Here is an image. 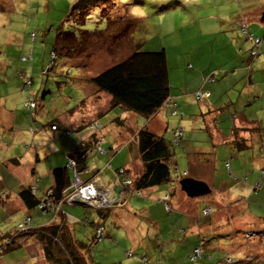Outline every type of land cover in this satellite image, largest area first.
<instances>
[{
  "label": "rangeland",
  "instance_id": "1",
  "mask_svg": "<svg viewBox=\"0 0 264 264\" xmlns=\"http://www.w3.org/2000/svg\"><path fill=\"white\" fill-rule=\"evenodd\" d=\"M81 2L0 0V105L5 111L16 113L15 126L18 129L21 126L24 129V124H27L29 132L37 137L40 136L36 133L38 129L58 124L60 115L77 114L80 111L82 106L77 95V84L81 82L90 89L103 93L87 79L126 59L136 48L140 47V50L148 52L165 50L169 69L175 71V63L186 60L199 44V47L210 51L222 48L227 38H230L232 44L239 37L241 44L245 43L251 48L252 44L246 40L243 29L234 19L236 15L241 18L239 14L260 12L264 8V0H97V3H92L80 15ZM250 18L253 16L248 15L246 20L244 18L249 28L248 34L259 37L264 28L262 16L259 18L261 21L251 22ZM223 25L224 32L227 33L226 39L220 33ZM233 26L237 31L234 36L231 31ZM207 32L214 33V37H204L203 34ZM65 36L82 46L62 55L56 46V40L58 37L63 40ZM79 48L84 49L80 51ZM249 51L246 52L247 59L251 55ZM52 52L56 54L55 60L52 59ZM260 57L261 54L255 59L259 60L262 58ZM29 79L33 83L26 88L25 84ZM177 82L180 80L176 79L170 87L175 88ZM177 87L181 94L185 93L180 86ZM194 96L197 102L192 107L193 111L205 103L198 101L196 93ZM186 97L190 98V95L187 94ZM180 98L183 100L184 97ZM30 101L36 103V106L27 109L26 104ZM11 113H4L3 118L0 116V139H10L8 143L14 144L13 151L18 149L24 155L30 144L25 147L19 142V136L6 129V124L11 122L12 125L13 122L9 118ZM100 116L93 123L100 125L97 133L101 138L100 146L106 152L98 153L96 157L95 153L90 154L93 156L88 160L92 164L90 168H94L92 175L96 171L107 170L118 180L120 167L129 164L134 170L135 179L142 172L135 136L138 130L147 126L149 120L132 111H124L120 106H115ZM189 118L188 113L175 108L174 114L170 115L168 128L164 130L157 127L161 130H155L163 135L174 153L170 162L171 181L154 190L145 191V200V196L134 193L126 206L113 207L116 209L113 213L117 217L109 215L104 222L106 233L111 238L97 245L91 243L90 257L96 263L190 264L189 252L196 242L210 253L206 258L198 255L200 259H205L201 264L225 262L227 256L235 259L236 263L251 256L253 263L247 261L244 264H264V235L260 236L264 230V143L257 141L243 151H234L232 147L233 158L224 157L221 160L223 148L215 150L208 145L204 132L195 133V146L202 148L204 152L197 156L198 162L204 163L208 168L202 176H198L196 171L190 169L191 159L189 160L186 150L185 141L193 140L192 136L189 138L192 133L187 124ZM179 125H183L182 129ZM183 127L188 129L185 130L188 133L181 138L182 144L172 145L175 137L172 132L181 129L184 134ZM47 128L50 130V126ZM87 132H90L88 128ZM60 133L62 138L65 133L63 130ZM75 133L69 135L75 136ZM70 137L57 140L54 143L55 149L58 150L59 147L63 153L67 144L72 141ZM192 144L190 143L193 150ZM55 160L40 157L39 161L34 158L32 162L26 159L21 163V170L25 173L35 169L42 175H47V168L50 169ZM227 164L232 168H228ZM188 177H197L207 183L211 193L189 198L180 187V181ZM40 179L43 180L42 186H45L48 181ZM105 180L109 178L106 177ZM74 182L75 178L72 183ZM159 190L162 191V196L167 195V192L172 194L171 200L167 201L169 211L165 208L164 197H157ZM152 192L155 198H147ZM78 209L83 210L92 220L98 216L96 209ZM107 209L110 208L107 206L98 210ZM37 210L47 215L39 208ZM126 211L132 214V218ZM188 212L193 213L190 224ZM35 217L39 220H34L30 227H41L39 225L47 223L43 222L45 217ZM29 219L31 220L27 217L23 222L19 218L8 221L9 227L2 223V231L11 232L20 223L25 226ZM200 224L210 226L204 227L199 237L182 234L186 229L196 230ZM32 236L34 238L31 242L33 246L29 247L30 254L23 245L4 255L6 260H2L3 264H52L45 257L37 235ZM76 236V239L87 244L91 241V232L83 228L78 230ZM19 239L20 236L17 235V240Z\"/></svg>",
  "mask_w": 264,
  "mask_h": 264
},
{
  "label": "crops",
  "instance_id": "2",
  "mask_svg": "<svg viewBox=\"0 0 264 264\" xmlns=\"http://www.w3.org/2000/svg\"><path fill=\"white\" fill-rule=\"evenodd\" d=\"M261 12H264V8L260 12L250 11L249 13H243L242 15L239 14L241 18L236 15L234 22L237 23L238 26L244 24L247 27L248 33L249 28L247 21H245L247 16H253V18H250L251 22L256 20L261 21L259 20L262 16ZM233 27L231 28V31L234 36L237 31L235 30V26ZM221 30L220 33L225 36L227 33L224 32V25ZM261 31L262 34L259 38L262 39V58L260 57L261 59L259 60L255 59L252 65L248 64L250 57L247 59L248 57L246 56V52L251 49L250 46H247L245 43L241 44L239 37H237L238 40L236 42L233 40V43L231 44L229 40L230 38L226 39L227 36H225L226 41L222 48L218 47V49L209 51L205 47H199V44L191 51L186 60H181L178 63L176 62V71L175 69H169L168 72L169 85L176 79H179L180 82L175 84V88L170 87V102L163 105L156 114L150 117L148 119L149 122L145 127L150 132L161 136L155 130H161L160 128L166 130L169 126L170 115H173L175 108H177L180 109L181 112L188 113L190 116L187 120L189 130L192 132L189 138L192 136L193 139L195 133L204 132L205 134L203 135L208 142V145H211L217 151H219L221 147L223 148L222 154L220 155L221 160H223L224 157L233 158L232 152L235 151V147L239 141L240 143L243 142L248 148L252 147L257 141L259 143H264V28ZM203 36L212 39L211 37H214V33L207 32L204 33ZM247 65L250 69H247ZM210 74H215L218 79L216 78L215 82H205L204 77ZM90 79H87V81L90 82ZM177 86H180L182 92L185 93L181 94L180 89ZM77 88V95L79 96V101H81L80 105L82 106L80 111H77V114H68L66 116L60 115L59 118L61 117V120L58 119V124L45 125V127L43 126L44 129H38V132L36 133L40 135L39 137L33 135L32 132H29L28 128H26L27 124H24V129L23 126L18 129V126H15L16 113H13V111L12 113L10 111H5L4 107L0 105V116L3 118L4 113L5 115L6 112L11 113L9 118L13 120L12 125L11 122L6 124V129H8L10 133L15 134V136H19V142L23 143L25 147H28V143L30 144V147H28L29 150L27 149L28 152L22 155L19 153L18 149L15 152L13 151L12 147L14 144L8 143V141L10 142V139L5 141H1L0 139V234L8 233V230L4 232L2 231V223L9 227L8 221L11 222L12 220L19 218V220L23 222L27 217H30L36 222L39 220L38 217H35L36 215L45 217L43 222H47L46 224L39 226L48 228L60 224L66 225L73 232V237L75 238L77 237L76 234L79 229H85L87 221H89V223L103 221L99 214L92 220V218H89L88 214L84 213L83 210L78 209L79 207H82L79 205L70 206L64 204V214L56 217L52 214L43 215L36 208H27L20 198V192L24 189L36 188V197L41 201L45 200L46 195L54 186L53 170L55 168L67 167L69 163V155L79 149L82 141L88 143L87 145H93L96 136L101 139L98 133L87 132V128L89 129L88 126L92 124L94 120L101 117V114L107 113L115 107L113 106L112 98L108 94L90 89L81 82L77 84ZM198 91L209 92L210 96L204 101L205 103L202 107L198 106L193 111L192 107L195 105V102H197L194 93H197ZM45 93L46 91H44L43 95H45ZM103 94L105 96H103ZM187 94L190 95V98L186 97ZM181 96L184 97L183 100L180 98ZM198 108L200 110L199 112L197 111ZM43 119L44 118L42 117V120ZM22 122L23 120H21V123ZM55 125L56 129L53 130L51 127ZM49 126L50 130L47 128ZM179 126H181L182 129L183 125ZM157 127L160 128L157 129ZM204 128H206L205 130L208 134H206ZM60 130H63L65 133L62 138L71 136L70 139L72 140L67 144V151L65 150L63 153H61L59 147L58 150L54 147V143H56L57 140L62 139ZM185 130L188 129H184L183 138L188 133V131ZM73 132H76L75 136L71 134L69 135V133ZM172 133L174 134V131ZM73 138H75V141ZM185 143L187 147L186 150L189 153V160L191 159L190 169L196 171L198 176H202V173L205 170L208 171L207 166L204 163L199 164L197 159L198 155L204 154L202 148L195 146V143L197 142L194 139L191 141H185ZM190 143H193V150L191 149ZM224 147H227V149ZM95 155L97 156V154H94V156ZM40 157H44L45 160H48L49 158L56 159L55 162H52L51 168H47V175H42L39 171H35V169L33 172H22L21 163L24 162V160L28 159L33 162L34 158H36L39 161ZM92 157L88 155L86 160L87 166L85 170L80 173L81 179L88 182L96 177L102 184L101 189L107 191V193L113 191L117 184L116 176L112 175V173L107 170L96 171L93 176L94 168H90V165L92 164L88 161L89 158ZM110 164L112 165V163ZM227 167L232 168V166H229L228 164ZM120 168L128 169L130 174H135L133 168L129 164L125 167L121 166ZM108 172L109 174L106 175ZM106 177L109 178V180H105ZM40 178L48 181L45 186H42L43 180ZM192 178L202 181L197 177ZM72 185L73 183L66 188V190H72ZM154 189L155 188L147 191ZM3 194H7V196L3 197ZM161 194L162 191L159 190L157 197H164L163 199L165 200L168 195V201L172 198L171 192H167V195L165 196H162ZM110 196L112 195L110 194ZM130 196L132 195L123 193L119 200V204L113 205L110 208V215L115 213V206H126L130 201ZM143 196H145V192L143 193ZM145 198L146 196L144 197V200ZM147 198H155L154 192L150 193ZM144 203L146 202L144 201ZM126 212L129 213V217L132 218V214H130L129 211ZM188 214V223L190 224L193 213L188 212ZM120 219L126 221L123 217ZM104 222L105 221H103V223ZM197 233H199L197 229L187 231V235L189 236L197 235ZM33 238L34 236L32 235H26L20 236L19 239L21 245H24L29 254V247L33 246L31 243ZM2 260H6V258H3ZM2 260L0 264H3Z\"/></svg>",
  "mask_w": 264,
  "mask_h": 264
},
{
  "label": "trees",
  "instance_id": "3",
  "mask_svg": "<svg viewBox=\"0 0 264 264\" xmlns=\"http://www.w3.org/2000/svg\"><path fill=\"white\" fill-rule=\"evenodd\" d=\"M80 1H82L79 3L81 6L79 9L80 15L84 14L85 10L89 9L92 3H97V0ZM85 16L89 17V14H86ZM243 25L244 24L241 25V28ZM243 33L249 41L250 36L259 38L252 34H248L247 27L246 32L243 31ZM259 39L261 44L258 48V52L255 56L250 55V60L248 62L249 65H252L255 58L261 54L262 39ZM56 46L61 51L62 55H65L63 53L66 51H74L82 46V44L77 45L72 39H68L65 36V39L63 40L60 37L57 38ZM79 49L81 51L84 48ZM253 49L254 45L252 43L249 52L251 53ZM55 57V52H52V59L55 60ZM168 72V57L165 50L148 52L140 50V47H138L132 51L126 59L119 61L95 77H92L90 83L94 84L101 92L111 96L113 106H120L123 110L132 111L149 119L169 100L170 85ZM28 81L31 82V86L33 82L31 79ZM100 140L101 139L96 136L93 145H87L88 143L82 141L79 149L69 155V161L74 160L76 163L75 169L79 172V176L87 166L86 160L88 155L96 149V145ZM135 141L142 162V172L138 177L133 179V175L130 174L129 170L124 169L126 178L131 180V183L124 184L122 187L127 195H133L136 193L139 196H143L145 191L167 184L171 181L170 162L174 153L163 136H158L150 132L145 126L137 131ZM180 142V144H182V140ZM242 143L239 141L235 148L240 151L247 149L248 147ZM98 153L99 152H95V154ZM121 169L123 168H120V170ZM262 175H264L263 170ZM73 178H75L74 169H71L68 166L55 168L53 170L54 186L49 191L51 196L48 195L45 200L41 201L36 197V188H27L20 192V198L29 209H38L40 205L51 200L55 209L53 211L49 209L43 213L49 214V212H51L55 217L62 215L64 214L63 205L65 204L64 201L66 199V188L72 184L71 181L73 182ZM73 190L74 189L70 190V192H73ZM163 201L165 202L166 210L169 211L170 207L168 203L166 205L168 200L166 199ZM110 211L111 209H107L106 211L97 210V213L102 217V220L105 221V218L109 217ZM33 221L34 220L31 219L32 224ZM103 221H99L98 223L86 222L87 226L84 230L91 232V241L88 242V244L73 237V232L66 225L60 224L48 228L32 226L30 231V228L27 227L29 225H25V230H20L19 226L23 224L21 223L15 228V230L0 234V262L4 255L9 254L22 246L19 240H17V235H37V239L42 246L45 257L52 264H98L90 257V248L92 244L97 245L111 238L106 233V227ZM209 226L210 225L203 224L198 225L197 231L199 233L194 236L199 237V235L203 233L202 230H204V227L206 228ZM100 228H104V234L102 237L97 235ZM187 231H189V229L182 231V234L186 235ZM262 234L264 235V230L260 233V236ZM201 247L202 246H199L198 243L195 242L191 248V251L189 252L190 264H201L205 261L203 258L200 259L202 256L205 258L210 256L208 250ZM199 254L201 257H198ZM224 260L225 262L219 261L218 264L236 263V260L229 256ZM247 261H252L253 263L251 256H246L244 260H240L236 264H244Z\"/></svg>",
  "mask_w": 264,
  "mask_h": 264
},
{
  "label": "built area",
  "instance_id": "4",
  "mask_svg": "<svg viewBox=\"0 0 264 264\" xmlns=\"http://www.w3.org/2000/svg\"><path fill=\"white\" fill-rule=\"evenodd\" d=\"M242 29L244 32H246V27L242 26ZM250 41L253 43L254 45V49L251 51V56H255L258 52V48L261 44V41L259 38H254L253 36L249 37ZM25 60H27V58H25ZM216 80V76L215 74H210L207 75L205 77V82H214ZM31 84L30 81L27 82V84L25 85L26 88H28V86ZM210 96L209 92H202L199 91L196 93V97L198 99L199 102H203L204 100H206L208 97ZM170 101H168L169 103ZM27 109H31L32 107L36 106V103H33L32 101L27 102ZM99 124L96 123H92L89 125V130L92 133H95L98 131L99 129ZM53 130L56 129L55 126L52 127ZM174 141H173V145H178L180 144L181 138L183 137V132L181 131V129H178L174 132ZM101 142L99 141L96 145V149L93 152H99V153H105L106 150H103L100 146ZM92 152V153H93ZM76 163L74 160H70L68 163V167L71 169H74V173H75V182L73 184V192L72 193H66V199H65V203L68 205H73V202L76 198H79L81 200H83L84 202H86L87 204L91 205L93 208L95 209H102L104 207H110L112 204V200L110 197V194L107 193V191L101 189L102 188V184L100 182V180L98 178H94L88 182H84L79 178V174L77 172V170L75 169ZM263 173H264V169H263ZM119 178L117 180V185H121L124 186V184H130L131 180H129L128 178H126V173L124 169L119 170ZM124 179V180H122ZM126 180V181H125ZM49 196H51V193L48 194ZM4 196H6L4 194ZM168 199V195L167 198H165V200ZM167 205V203H166ZM39 209L42 210L43 212L50 210H54V206L51 202V200L47 201L46 203L42 204L39 206ZM27 223V222H26ZM31 220H28V223L26 225H30ZM29 228H31L29 226ZM20 230H25L26 226H24L23 224H21L19 226ZM104 234V228H100L98 230L97 235L102 237ZM0 252H1V248H0ZM130 256H132V254H129Z\"/></svg>",
  "mask_w": 264,
  "mask_h": 264
},
{
  "label": "water",
  "instance_id": "5",
  "mask_svg": "<svg viewBox=\"0 0 264 264\" xmlns=\"http://www.w3.org/2000/svg\"><path fill=\"white\" fill-rule=\"evenodd\" d=\"M262 22L264 23V12L262 15ZM180 187L189 198L203 197L211 193V188L207 183L189 177L183 178L180 181ZM123 192L124 188L121 185H117L113 191H109V194L112 195L110 196V200H113V205L119 204V200ZM73 205H79L84 208H93L91 205L87 204L79 198H76L74 200Z\"/></svg>",
  "mask_w": 264,
  "mask_h": 264
},
{
  "label": "clouds",
  "instance_id": "6",
  "mask_svg": "<svg viewBox=\"0 0 264 264\" xmlns=\"http://www.w3.org/2000/svg\"><path fill=\"white\" fill-rule=\"evenodd\" d=\"M206 77V76H205ZM216 78H217V76H216ZM216 81V80H215ZM199 92V91H198ZM168 101H170V100H168ZM168 101H167V103L166 104H168ZM205 101V100H204ZM56 127V126H55ZM175 132V131H174ZM97 133V132H96ZM79 178L81 179V177L79 176ZM82 180V179H81ZM82 181H84V180H82ZM117 186V185H116ZM72 188H73V185H72ZM50 192H48V194H49ZM66 193H72V192H70V190H66ZM123 193H126L125 191L123 192ZM48 194L46 195V197L48 196ZM4 195V194H3ZM167 203V202H166ZM66 204V203H65ZM70 206H73V205H70ZM113 206V202H112V204H111V206L109 207V208H111ZM92 209H95V208H92ZM98 210V209H97Z\"/></svg>",
  "mask_w": 264,
  "mask_h": 264
}]
</instances>
